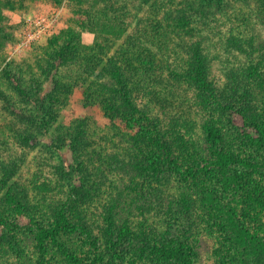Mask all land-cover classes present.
<instances>
[{
  "label": "rangeland",
  "instance_id": "1",
  "mask_svg": "<svg viewBox=\"0 0 264 264\" xmlns=\"http://www.w3.org/2000/svg\"><path fill=\"white\" fill-rule=\"evenodd\" d=\"M76 1L0 0V212L13 218L14 209L5 201L8 187L3 179L5 170L16 165L6 183H14L26 194V217L46 226L58 210L76 206L87 222V226L78 225L73 234L48 239L43 245L37 243L27 226L9 230L0 225V264H75L63 250L65 247L80 259H90L95 250L104 252L98 264H158L132 243L135 235L158 241L165 232L184 234L187 225L178 211L182 192L190 193L193 189L191 194L197 196L204 183L211 185L216 179L203 172L196 177L174 171L167 177L149 173L143 176L131 169L128 160L131 154L141 155L139 150L120 130L122 123L110 118L109 110H104L98 99L89 98L91 92L101 90L103 95L116 86L108 73L100 72L109 57L116 58V45L104 55V67L90 75H84L82 65L76 61L54 68L49 63L53 49L47 46V39L67 23ZM82 1L93 12L114 2L124 5L130 30L144 26L153 12L152 3L163 1L165 11L159 17L166 27L185 19L194 28L191 36L178 33L169 54H160L164 72L180 73L182 68L176 67L173 57L186 61L187 47L198 40L217 90L230 95L233 75L238 87L237 100L251 104L258 117L264 118V27L257 25L252 16L256 0ZM28 14H47L53 27L30 47L16 49L23 18ZM93 37L91 31H81L83 44H91ZM183 68L188 69L185 62ZM5 70L21 77L25 96L16 91ZM188 92L198 115L192 124V137L202 155L210 156L216 148L207 138L204 127L208 123L222 135L221 147L261 160V153L243 143L225 112L210 106L211 111L206 113L196 90L189 88ZM141 109L144 110L143 106ZM145 109L150 121L166 133L173 132L154 103L146 104ZM149 124L151 129L155 128L152 122ZM22 132L31 134L34 142L22 138ZM179 159L185 171L187 161ZM254 176L264 183V168L255 171ZM238 198H243L240 193ZM203 213L200 207L193 211L192 231L186 232L188 236L184 234L197 253L193 262L223 264L217 249H225L229 243L215 226V220L206 211L204 218ZM73 215L72 219L77 217ZM242 219L252 231L264 236V222L252 214H244ZM108 222H114L118 231L128 232L129 237L123 248L110 252L104 239Z\"/></svg>",
  "mask_w": 264,
  "mask_h": 264
},
{
  "label": "trees",
  "instance_id": "2",
  "mask_svg": "<svg viewBox=\"0 0 264 264\" xmlns=\"http://www.w3.org/2000/svg\"><path fill=\"white\" fill-rule=\"evenodd\" d=\"M76 3L77 6L71 8L67 23L56 28L47 39V46L53 49L49 62L52 68L68 61H76L82 65V73L90 75L98 67H104V55L116 45V58L109 57L105 68L100 70L103 74L108 73L116 86L110 89L111 92L105 93L106 95H102L101 90L91 92L89 98L98 99L104 110L110 112V115L106 112L105 114L122 123L120 130L135 145L134 149L139 150L141 155L131 154L128 165L143 176H148V173L166 176L173 171L186 173L187 176L196 177L202 172L204 175L213 176L216 181L211 185L204 183L198 189L197 196L191 194L193 189L190 193L182 192L178 211L187 225L184 234L188 236L186 232L192 231V213L200 207L204 212L201 216L205 218L206 211L215 220L217 229L223 231L229 243L225 249H217L223 264H264V236L252 231L242 219L244 214H252L259 222H264V183L254 176L255 171L264 168V118L258 117L251 104H241L237 100L238 87L234 76L230 77V95L224 90H217L209 75L206 56L198 40L187 47L186 61L173 57L176 67L182 68L180 73L164 72L161 55L169 54L178 33L184 32L191 36L194 28L185 19L173 24L171 28L169 24L166 27L159 17L165 11L163 1L152 3L151 17L144 26L131 30L124 5L114 2L109 7L93 12L82 0H77ZM255 7L252 16L256 17L257 25L264 27V0H256ZM82 30L93 33L91 44L81 42ZM183 62L188 69L183 68ZM4 74L20 95L27 94L19 75L8 70ZM169 74L172 75V80L169 79ZM189 88L195 89L202 98L206 113L211 111L210 106L225 112L236 125L240 139L252 151L260 152L261 160L221 147L219 142L223 139L222 135L208 123L204 127L207 138L216 148L212 155H202L192 137V124L198 115L192 107ZM151 103L163 114L164 123L172 127L171 134L159 128L155 121H150L145 108L146 104ZM142 106L144 110L141 109ZM148 122H152L155 128L151 129ZM21 136L28 142H34L31 134L22 132ZM180 157L187 161L185 171L181 169ZM15 168L16 165L6 169L3 179L8 187L5 201L13 207L14 215L9 219L4 212H0V225L9 230L27 226L31 228L37 243L43 245L48 239L58 240L59 237L71 235L80 226L87 224L79 215L76 206H72L73 209L68 206L61 208L55 219L46 226L26 217V194L14 183H6ZM239 193L242 199L238 198ZM73 213L77 217L72 219ZM105 227L107 250L110 252L111 249L115 251L123 248L129 238L128 232L118 231L114 222H108ZM184 234L181 231L165 232L158 241L149 240L147 235L136 234L132 243L158 264H195L193 257L197 253ZM63 250L75 264H98L104 257V252L99 250H95L90 259L77 258L66 247Z\"/></svg>",
  "mask_w": 264,
  "mask_h": 264
},
{
  "label": "built area",
  "instance_id": "3",
  "mask_svg": "<svg viewBox=\"0 0 264 264\" xmlns=\"http://www.w3.org/2000/svg\"><path fill=\"white\" fill-rule=\"evenodd\" d=\"M23 23L21 38L15 43L16 49L30 47L40 36L50 33L53 27V23L48 19L47 14H28L23 18Z\"/></svg>",
  "mask_w": 264,
  "mask_h": 264
}]
</instances>
